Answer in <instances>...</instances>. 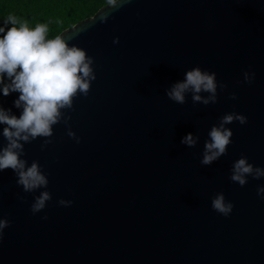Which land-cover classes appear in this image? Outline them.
<instances>
[{"label": "water", "instance_id": "obj_1", "mask_svg": "<svg viewBox=\"0 0 264 264\" xmlns=\"http://www.w3.org/2000/svg\"><path fill=\"white\" fill-rule=\"evenodd\" d=\"M59 35L86 52L95 79L50 137L19 141L46 186L26 192L0 171V264H264V177L230 179L241 158L264 169V0H129ZM197 68L215 74V101L191 88L183 104L171 100ZM18 96L1 95L0 107L19 117ZM226 115L247 121L222 124ZM221 126L231 143L202 164ZM221 193L228 217L212 208Z\"/></svg>", "mask_w": 264, "mask_h": 264}, {"label": "clouds", "instance_id": "obj_2", "mask_svg": "<svg viewBox=\"0 0 264 264\" xmlns=\"http://www.w3.org/2000/svg\"><path fill=\"white\" fill-rule=\"evenodd\" d=\"M127 2L129 0H107L109 5L117 7ZM101 19L106 17L102 16ZM5 23L13 26L6 31L0 27V33H3L0 36V84H3L5 78L10 83L4 84L0 94L6 97L12 92H18V99L13 104L16 108H22V112L17 117L10 114L11 110L0 107V124L7 125L3 129V136L9 142L8 146L0 151V171L12 169L16 172L18 184L27 192L46 186L47 180L36 162L30 167H25L26 162L20 159V153L15 151L21 149L22 152L19 141L30 142V138L34 140L38 137H50L53 134V126L59 121L60 109L71 108L72 99L77 92L87 95L90 87L88 78L95 77L91 75L92 61L87 58L86 52L75 46L69 47L61 35L49 38L47 24L40 23L30 27L26 21L19 20L14 15H9ZM189 88L195 93L202 90L212 93L210 99L214 102L215 74L202 72L199 68L188 71L185 80L176 83L167 95L171 100L183 104L184 93ZM193 99L199 101L201 98L196 95ZM234 118L241 124L247 121L244 116L226 115L222 124L231 123ZM69 135L74 134L70 132ZM209 135L211 142L206 143L204 158L201 161L205 165L211 164L226 153L232 132L222 126L213 127ZM195 142L191 134L182 140V143L189 146ZM247 176H253V179L264 177V169L254 168L247 158H241L234 163L230 179L243 187L247 183ZM257 194L264 198V187H259ZM50 198L47 192L42 193L32 205L31 211L35 214L42 210L45 201ZM60 203L65 204V201ZM233 207L232 203H225L222 193L212 201V208L225 217L229 216ZM7 226L8 221L0 220V230Z\"/></svg>", "mask_w": 264, "mask_h": 264}, {"label": "trees", "instance_id": "obj_3", "mask_svg": "<svg viewBox=\"0 0 264 264\" xmlns=\"http://www.w3.org/2000/svg\"><path fill=\"white\" fill-rule=\"evenodd\" d=\"M107 4V0H0V27L6 31L13 26L5 23L9 15H14L19 20L26 21L30 27H35L40 23L48 24L55 16L62 14L63 17L49 27L48 37L54 38L63 30L91 17ZM2 35L3 33H0V36ZM8 83L10 81L5 78L3 84H0V89Z\"/></svg>", "mask_w": 264, "mask_h": 264}, {"label": "rangeland", "instance_id": "obj_4", "mask_svg": "<svg viewBox=\"0 0 264 264\" xmlns=\"http://www.w3.org/2000/svg\"><path fill=\"white\" fill-rule=\"evenodd\" d=\"M16 1H18V0H16ZM62 17H63V15L61 14V15L55 16L53 19H51L49 21V23L47 24L48 25V28L50 26H52L55 22H57L58 20H60Z\"/></svg>", "mask_w": 264, "mask_h": 264}]
</instances>
